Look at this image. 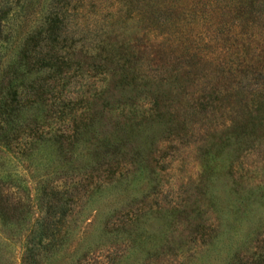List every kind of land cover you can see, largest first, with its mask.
Segmentation results:
<instances>
[{
	"label": "rangeland",
	"instance_id": "374dc122",
	"mask_svg": "<svg viewBox=\"0 0 264 264\" xmlns=\"http://www.w3.org/2000/svg\"><path fill=\"white\" fill-rule=\"evenodd\" d=\"M0 1L2 97L14 87L32 133L25 153L0 146V264H264V3L138 0L159 27L112 34V0L70 25L52 0ZM75 100L117 136L126 175L92 174L91 132L64 150Z\"/></svg>",
	"mask_w": 264,
	"mask_h": 264
},
{
	"label": "trees",
	"instance_id": "16d2710c",
	"mask_svg": "<svg viewBox=\"0 0 264 264\" xmlns=\"http://www.w3.org/2000/svg\"><path fill=\"white\" fill-rule=\"evenodd\" d=\"M52 1V4H55L56 9L53 8L47 17H49L50 20H55L58 16L63 14L65 20L67 18V23L70 25V22L77 19L78 15L81 14L84 3H91L94 0ZM259 1L264 3V0ZM111 7V10L114 14H112L111 11H109L108 14L110 16L114 15V18L118 20L117 23L120 24L119 28H116L111 32L112 34L124 31V29L130 24L138 25V23L142 22L143 19H147L148 28L159 27V24L150 23L152 21H149L148 18H146V16L149 15L148 10L145 9V5H138V0L136 2L133 0H112ZM13 15L14 9L12 7H6V3L0 1V27L4 20L7 21L6 19L12 18ZM255 16L258 17V20L264 19V13H261L260 11L255 10ZM160 25L165 26L162 24ZM87 30L89 33H92L91 35H103L102 31L99 29ZM68 31L70 32V30ZM32 35H43V33H36ZM42 40H44L42 37L34 38L31 39L30 42L23 44L25 47L26 45L28 46L24 50L26 59L30 58L31 56L34 57L35 54L39 53L38 50L42 46ZM48 58L49 59L46 60V58L43 57V59L46 60L45 62H49V60H51L53 57L49 56ZM27 61L28 63L26 62V64L28 65L30 61ZM7 90L8 91L6 93L10 95V98L8 99L2 97L4 90L1 89L0 83V146L6 148L8 152L12 153L13 155L17 150L20 153H25L27 146L32 143V133L29 130V125L26 122L17 124L16 114L18 113L17 106L19 103L17 99H14L16 95H14V87L11 86ZM61 103L63 105H60L59 109L63 110L64 107H68V109L65 110V114L67 116L66 118L71 124L70 132L63 135L64 150L69 154L73 153L74 147L82 141L84 135L91 132V139L88 138V142H92L94 154V158L92 159L93 168H91V170L102 172V174H92L97 175V179H100L101 177H107L109 179L115 176L119 178L126 175L129 170L130 162L123 155L117 136L109 131H105L95 115L90 114L83 107L81 109L78 108L77 104H81V100L65 101ZM12 150L15 151L13 152ZM49 193L62 197L65 193L76 195L78 191L73 185H67L65 187L53 185L51 188H49L48 194ZM1 198L2 192L0 190V202ZM26 259H32L35 261L33 255L29 256L26 254L23 257L21 264H27L25 263Z\"/></svg>",
	"mask_w": 264,
	"mask_h": 264
}]
</instances>
